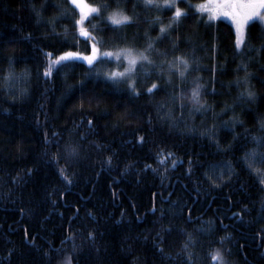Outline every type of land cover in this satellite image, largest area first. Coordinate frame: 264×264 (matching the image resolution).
I'll return each mask as SVG.
<instances>
[{"label": "trees", "instance_id": "obj_1", "mask_svg": "<svg viewBox=\"0 0 264 264\" xmlns=\"http://www.w3.org/2000/svg\"><path fill=\"white\" fill-rule=\"evenodd\" d=\"M204 1L161 34L174 9L86 0L108 5L89 39L70 0H0V264H264V162L245 159L264 153V24L238 50L230 22L187 7ZM94 43L92 65L49 67ZM123 48L153 63L113 80L125 63L102 53Z\"/></svg>", "mask_w": 264, "mask_h": 264}, {"label": "snow or ice", "instance_id": "obj_2", "mask_svg": "<svg viewBox=\"0 0 264 264\" xmlns=\"http://www.w3.org/2000/svg\"><path fill=\"white\" fill-rule=\"evenodd\" d=\"M72 5H75L76 9H79L80 18L75 21L76 24L81 25L80 27V35L87 37L89 39H94L90 36L89 32L84 29L83 22L88 17L92 16V14L99 15L101 9L108 8L107 4H102L100 6H91L89 5L86 0H70ZM144 7L150 8L154 7L157 9H167L172 10L174 9L173 16L169 21L167 26L160 27V33L164 34L172 27L173 24L177 23L182 17H187L188 13L181 9L178 4L179 3H186V0H164L163 4L157 3L156 0H143ZM136 7L135 5L133 6ZM189 9L195 8L198 13L204 14L207 13L208 20H214L219 16L230 17L235 24L236 28V40H235V48L241 49L242 46H247L246 34H245V26L248 24L250 20L254 18L260 19L264 21V0H208L206 3H202L199 5H187ZM108 21L117 27L125 26L133 21V17L125 14V12L117 7V9L111 11L107 17ZM156 21H159V17L155 18ZM153 44L150 42L148 44V49H151ZM264 48V45L261 46ZM147 51V49L145 50ZM51 55V54H49ZM104 56L107 57H115L116 60H126L128 67L125 69L124 72H113L111 73L110 78L113 80H118L121 78H125L128 76L129 73L133 72L136 68L137 64L142 62H147L148 64H152L153 61L149 59L144 52L137 53L135 50L131 48H123L115 52H104ZM73 58H82L88 62L89 65H92L94 61L98 58V49L95 43L92 45L91 55L80 57L78 53L74 52H66L64 55L58 57L56 60L51 61L50 68L52 65L59 64L61 61L73 59ZM176 64H172L173 67H176L177 70L180 71V75L183 77L184 73L188 70L189 61L184 57H176ZM170 64L172 62H169ZM242 66L247 69V65L241 61ZM180 65L183 66V70H180ZM50 74V72H47ZM249 73L245 71L244 82L245 84L248 83ZM240 80L238 78L237 84L239 85ZM130 87L133 88L135 91L134 82L129 84ZM157 85L153 84L151 88L148 89L151 92ZM201 85L197 84L196 87L192 90V99L197 104L200 103V89ZM242 97L247 96L248 99L254 100L255 99V92L245 88L244 92L240 94ZM261 127L264 128V123H261ZM264 146V144L260 145ZM260 156L261 161L264 162V153H257L255 150L246 154L245 159H255L257 156ZM251 167V165H249ZM264 182V180H262ZM187 247V245H185ZM212 259L218 261L219 264H225L223 256L217 251L213 256Z\"/></svg>", "mask_w": 264, "mask_h": 264}, {"label": "rangeland", "instance_id": "obj_3", "mask_svg": "<svg viewBox=\"0 0 264 264\" xmlns=\"http://www.w3.org/2000/svg\"><path fill=\"white\" fill-rule=\"evenodd\" d=\"M157 2L158 3H160V4H163L164 3V0H157ZM206 2H208V0H205L203 3H206ZM202 4V3H201ZM75 6V5H74ZM92 6V5H91ZM79 10V9H78ZM207 14V13H206ZM208 16V15H207ZM80 18V13H79V17H78V19ZM218 18H221V19H224V20H226V21H228V22H230L231 24H232V26H233V28H234V31H235V40H236V28H235V24L233 23V21H232V19L230 18V17H225V16H219V17H217L216 19H218ZM254 19H256V20H259L261 23H263L264 24V21H262V20H260V19H257V18H254ZM253 19V20H254ZM85 21H86V19L84 20V22H83V27H84V24H85ZM251 21V20H250ZM79 27H81V25H78ZM245 29H246V26H245ZM103 54V53H102ZM124 61V63H125V67H124V69H126L127 67H128V64H127V61L126 60H123ZM125 70H123L122 72H124Z\"/></svg>", "mask_w": 264, "mask_h": 264}]
</instances>
